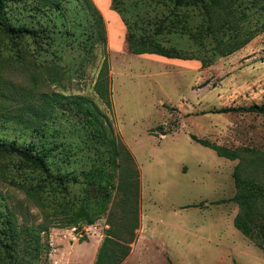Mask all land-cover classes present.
I'll list each match as a JSON object with an SVG mask.
<instances>
[{"label": "rangeland", "instance_id": "rangeland-1", "mask_svg": "<svg viewBox=\"0 0 264 264\" xmlns=\"http://www.w3.org/2000/svg\"><path fill=\"white\" fill-rule=\"evenodd\" d=\"M93 1L103 12L106 43L97 46L93 60L83 68L78 61L73 63L76 54L68 58L73 69L65 70L64 62L44 52V64L54 67L49 72L37 68L42 73L34 82L0 44V137L15 138L20 144L35 139L15 119L35 121L32 112L43 107L41 93L86 96L105 114L111 133L127 148L139 174L138 225L120 264H264V251L233 224L239 206L228 198L235 193L233 168L238 159L220 156L190 138L195 134L233 148L264 150V114L220 111L264 102V31L201 67L195 59L129 52L126 29L121 34L110 11L118 19L120 15L109 0ZM29 48L32 53L33 46ZM104 58L109 65L111 107L92 87ZM34 59L25 58L29 68ZM56 74L58 81H51L49 76ZM46 110L36 113L54 122L73 166L81 148L91 144L90 126L74 112ZM161 124L167 133H160ZM51 138L38 142L48 144ZM26 171L17 156L0 157V199L18 223L47 225L40 236L44 250L38 264H94L109 227L108 211L113 210L112 221L127 218L123 223H129L128 202L116 188L111 190L109 210L93 223L65 225L69 218L60 208L47 199L41 204L18 187ZM220 199L224 201L217 202Z\"/></svg>", "mask_w": 264, "mask_h": 264}, {"label": "trees", "instance_id": "trees-1", "mask_svg": "<svg viewBox=\"0 0 264 264\" xmlns=\"http://www.w3.org/2000/svg\"><path fill=\"white\" fill-rule=\"evenodd\" d=\"M110 6L125 25L129 52L195 59L201 67L210 66L264 31V0H110ZM105 35L104 17L93 0H34L32 4L30 0H0V44L7 57L27 71L34 82L42 70L49 72L54 67L44 64V52L64 62L65 70L73 69L68 58L76 54L73 63L78 61L83 68L93 60L97 46L105 45ZM28 55L35 57L33 68L25 63ZM49 77L53 82L59 79L57 74ZM109 86V65L104 58L92 87L107 107H111ZM39 96L43 107H37L36 112L46 113L49 107L81 115L90 126L91 144L81 148L80 156L73 158L70 166L71 156L63 151L67 144L60 139L54 122L46 121V114L32 112L35 121L15 122L29 128L35 139L20 144L15 138L0 137V157L19 158L21 166L29 171L18 187L33 200L47 199L60 208L69 218L65 225L93 223L109 210L111 190L119 189L128 202L129 223H123L127 218L112 221L113 210L108 211L109 227L94 264H120L129 253L138 225L140 181L129 151L114 137L105 114L88 97L68 96L62 91ZM220 111L264 114V102L228 106ZM158 127L162 134L169 130L162 124ZM50 135V143L38 142ZM190 138L220 156L238 159L233 168L235 193L228 198L239 206L233 224L264 251V150L233 148L195 134ZM221 201L224 199L217 200ZM45 230L47 225L18 223L12 209L0 199V264H38L44 250L40 236Z\"/></svg>", "mask_w": 264, "mask_h": 264}, {"label": "crops", "instance_id": "crops-1", "mask_svg": "<svg viewBox=\"0 0 264 264\" xmlns=\"http://www.w3.org/2000/svg\"><path fill=\"white\" fill-rule=\"evenodd\" d=\"M109 3H110V0H109ZM106 6H107V3H106ZM100 11H101V9H100ZM101 13L103 15L102 11H101ZM110 14L112 15V17L116 21V24L119 26V28L121 30V34H122L124 32V28H125V25H124L123 21H121L122 19H118V15L115 12L110 11ZM182 63H184V62H182Z\"/></svg>", "mask_w": 264, "mask_h": 264}]
</instances>
